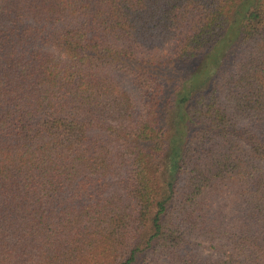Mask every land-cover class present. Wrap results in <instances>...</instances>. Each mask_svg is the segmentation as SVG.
<instances>
[{
  "label": "trees",
  "instance_id": "1",
  "mask_svg": "<svg viewBox=\"0 0 264 264\" xmlns=\"http://www.w3.org/2000/svg\"><path fill=\"white\" fill-rule=\"evenodd\" d=\"M0 264H264V0H0Z\"/></svg>",
  "mask_w": 264,
  "mask_h": 264
}]
</instances>
